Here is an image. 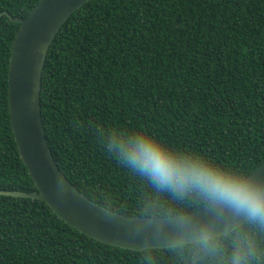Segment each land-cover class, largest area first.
Returning a JSON list of instances; mask_svg holds the SVG:
<instances>
[{
	"label": "trees",
	"instance_id": "obj_1",
	"mask_svg": "<svg viewBox=\"0 0 264 264\" xmlns=\"http://www.w3.org/2000/svg\"><path fill=\"white\" fill-rule=\"evenodd\" d=\"M40 0H0V191L36 189L8 111L10 48ZM40 112L54 161L84 196L114 212L168 217L210 204L154 188L106 154L111 128L143 129L172 148L251 173L264 161V0H89L49 46ZM193 244L141 252L100 243L44 201L0 195V264H225Z\"/></svg>",
	"mask_w": 264,
	"mask_h": 264
},
{
	"label": "water",
	"instance_id": "obj_2",
	"mask_svg": "<svg viewBox=\"0 0 264 264\" xmlns=\"http://www.w3.org/2000/svg\"><path fill=\"white\" fill-rule=\"evenodd\" d=\"M89 0H40L26 18L1 15L19 24L10 48L7 94L11 130L35 192L0 191L2 196L44 201L49 209L79 233L100 243L141 252L193 244L183 234L187 221H208L215 234H229L247 222L224 212L217 217L211 204L168 217L129 216L104 208L79 192L62 174L45 138L40 112V83L44 61L55 35L70 15ZM264 173V161L250 174Z\"/></svg>",
	"mask_w": 264,
	"mask_h": 264
},
{
	"label": "clouds",
	"instance_id": "obj_3",
	"mask_svg": "<svg viewBox=\"0 0 264 264\" xmlns=\"http://www.w3.org/2000/svg\"><path fill=\"white\" fill-rule=\"evenodd\" d=\"M104 139L107 155L154 188L180 196L194 192L217 209L218 218L229 212L264 229V176L224 168L199 154L174 149L143 129L111 128ZM182 228L201 252L223 255L222 238L215 234L213 223L187 221ZM231 241L225 264H264V247L253 234L238 229Z\"/></svg>",
	"mask_w": 264,
	"mask_h": 264
},
{
	"label": "snow or ice",
	"instance_id": "obj_4",
	"mask_svg": "<svg viewBox=\"0 0 264 264\" xmlns=\"http://www.w3.org/2000/svg\"><path fill=\"white\" fill-rule=\"evenodd\" d=\"M258 175L264 176V173H259Z\"/></svg>",
	"mask_w": 264,
	"mask_h": 264
}]
</instances>
